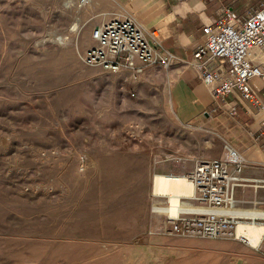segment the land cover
Returning <instances> with one entry per match:
<instances>
[{
    "label": "rangeland",
    "instance_id": "rangeland-1",
    "mask_svg": "<svg viewBox=\"0 0 264 264\" xmlns=\"http://www.w3.org/2000/svg\"><path fill=\"white\" fill-rule=\"evenodd\" d=\"M80 1L0 0V264H264L171 232L206 206L193 191L170 217L154 176H187L197 138L165 88L82 61L102 22Z\"/></svg>",
    "mask_w": 264,
    "mask_h": 264
},
{
    "label": "crops",
    "instance_id": "crops-1",
    "mask_svg": "<svg viewBox=\"0 0 264 264\" xmlns=\"http://www.w3.org/2000/svg\"><path fill=\"white\" fill-rule=\"evenodd\" d=\"M90 4L101 24L132 16L148 29L159 30L157 58L171 57L169 66H150L138 80L127 71L120 75L126 81L154 84L169 93L179 122L198 141L188 154L190 169L198 159L223 157L227 144L243 155L247 165L235 191L232 213L241 222H264V186L258 183L264 173V79H253L262 101L260 107L238 90L215 98L201 81L197 65L217 70L224 67L193 55L205 39L204 27L213 24L225 9L245 19L250 11L264 7V0H90ZM251 52L253 61L264 66V53L259 48ZM232 107H236V115L230 113Z\"/></svg>",
    "mask_w": 264,
    "mask_h": 264
},
{
    "label": "built area",
    "instance_id": "built-area-1",
    "mask_svg": "<svg viewBox=\"0 0 264 264\" xmlns=\"http://www.w3.org/2000/svg\"><path fill=\"white\" fill-rule=\"evenodd\" d=\"M89 2L80 1L81 5ZM204 35L194 57L213 60L224 67V70H217L204 64L197 65L199 77L211 94L219 98L238 90L245 99L260 107L262 101L253 79H264V66L253 61L251 50L259 48L264 53V7L250 11L245 19L227 8L213 24L204 27ZM91 36L94 45L81 54L82 61L89 66L101 67L110 73L127 71L133 80H138L148 67H168L170 64L171 57L157 58L161 45L159 30L148 29L135 17L113 18L94 28ZM230 113L236 115V107H232ZM225 151L221 158L198 159L187 173L186 177L194 186L195 200L204 204L206 210L198 216L175 218L170 224L171 232L207 238H236L249 243L247 238L238 237L241 220L232 213L235 191L242 182L247 162L232 146L226 145ZM258 183L264 186V173ZM253 223L264 227V222ZM260 248L264 250V233Z\"/></svg>",
    "mask_w": 264,
    "mask_h": 264
},
{
    "label": "bare ground",
    "instance_id": "bare-ground-1",
    "mask_svg": "<svg viewBox=\"0 0 264 264\" xmlns=\"http://www.w3.org/2000/svg\"><path fill=\"white\" fill-rule=\"evenodd\" d=\"M74 27L76 28L75 25ZM153 189L156 193L169 195L170 199L168 213L170 214V217H175L176 215L184 214L180 213L181 208H178V206H180V202L182 205V197H190L192 195L194 186L192 182L184 175L156 173L153 180ZM195 203L197 204V202ZM195 207L198 211H201L197 214H202L206 210L204 206ZM263 233L264 227L262 224H248L242 222L238 227V237L247 238L249 243L253 246L260 244Z\"/></svg>",
    "mask_w": 264,
    "mask_h": 264
}]
</instances>
